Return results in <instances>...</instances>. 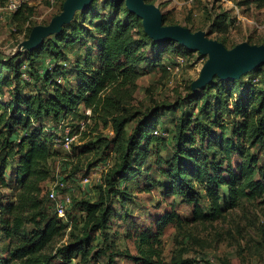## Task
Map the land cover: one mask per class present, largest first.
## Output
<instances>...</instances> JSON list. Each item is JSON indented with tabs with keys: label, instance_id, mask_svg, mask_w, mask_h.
Returning <instances> with one entry per match:
<instances>
[{
	"label": "trees",
	"instance_id": "1",
	"mask_svg": "<svg viewBox=\"0 0 264 264\" xmlns=\"http://www.w3.org/2000/svg\"><path fill=\"white\" fill-rule=\"evenodd\" d=\"M8 2L0 0V6ZM96 2L93 0L82 12L83 23L95 10ZM247 2L257 8L264 7V0ZM110 3L115 10L111 19L95 13L89 27L76 19L64 25L54 39L49 38L27 53L26 59L30 64L27 73L23 72L25 61L22 59H9L2 66L6 72L0 73V182L4 185L10 152L20 147L18 162L11 171V176L19 182L20 193L16 201L0 204V231L11 243L10 260L13 264H50L56 257L61 258L62 264L74 261L76 264H97L101 251L94 245L90 233L106 229L112 222L115 206L125 204L126 199L119 202L114 198L109 206L101 209L99 203L78 202V208L86 215L87 230L75 235L77 220H74L76 227L70 233L71 238L65 241L56 255L49 250L54 243L68 236L70 226L57 212L53 213L51 204L43 195L42 185L52 177L50 159L59 153L55 152V143L44 134L42 119L46 117L58 123L81 106L92 111L91 117L87 118L95 120L96 128L111 126L115 135L112 140L104 138L89 143L81 154L94 152L97 146L109 149L111 144L118 148L116 151H121V143L127 144L122 149V163L106 180L109 193L117 182L131 180L128 174L135 172V165L145 163L155 154L161 166L158 187L163 194L182 197L194 205L192 219L172 211L158 221L157 233L135 231L132 236L137 241V254L127 253V257L136 263L167 264L163 258V236L170 225L185 230V226L191 223L217 221L244 201L264 206V157L252 152L256 146L264 149V90L256 85L261 77H255L247 85L243 83L244 76L239 80L216 78L194 94L195 101L204 100L203 108L207 112L211 110L213 118L205 123L191 114L183 115L179 131L174 136V154L163 159L160 149L167 143L154 133L157 121L139 123V133L136 129L126 139L127 126L136 118L132 109L138 81L146 74L140 63L145 56L147 36L136 33L134 26L139 19L128 10L124 11L126 18L121 19L123 2ZM232 19L226 17L228 29L233 25ZM155 44L150 60L153 64H162L167 72L168 66L174 64L171 61V64H163L170 48L190 51L174 41ZM60 46L73 49L85 46L87 55L83 64L76 63V68L70 72L74 76L73 84L68 83V87L60 84L57 80L59 68H47L43 70V79L52 90L27 95L17 93L18 83L27 81L25 76L31 78L33 59L43 60L45 52L57 58ZM262 68L254 69L255 74L264 75ZM13 87L16 91L11 101L6 98V93ZM230 119L237 123L232 137L226 133ZM33 125L35 128L15 144L13 136L18 135L19 130L27 132ZM105 191L102 187V198ZM119 194L125 198L126 192ZM199 200L205 207L198 203ZM133 225L130 223L129 227ZM187 236L190 235L184 231L183 238ZM195 262L178 254L172 258V264Z\"/></svg>",
	"mask_w": 264,
	"mask_h": 264
},
{
	"label": "rangeland",
	"instance_id": "2",
	"mask_svg": "<svg viewBox=\"0 0 264 264\" xmlns=\"http://www.w3.org/2000/svg\"><path fill=\"white\" fill-rule=\"evenodd\" d=\"M66 1L26 0L22 2L16 13L0 15V73L6 72L2 66L4 62L12 58L24 60L23 72L29 71L30 64L26 59V54L49 38L56 37L59 32H49L47 29L54 18L63 13ZM111 1L97 0L94 5L95 10L88 15L86 23L82 22L83 10L77 9L65 25L77 19L89 27L90 20L95 18V13L103 14L111 19L115 15ZM145 1L160 9L166 26L177 25L189 28L194 33L203 34L211 40L224 44L229 50L245 42L251 45H264V29L253 28L247 23H238L235 18V7H238L246 17L264 23V7L257 8L247 0H197L194 4H185L181 7L168 0ZM122 8L123 13L120 17L125 19L126 12L124 11L128 10L130 13L131 11L126 2L122 3ZM227 16L233 18V25L229 29L225 22ZM136 18L139 19L134 26L136 33L147 36L145 56L140 63V67L146 74L138 81L132 109L136 118L127 126L126 139L136 129V133H139L137 128L139 123L157 121L155 129L157 134L154 133L167 143L165 148L161 146L160 149L161 156L165 159L174 154V136L179 131L183 115L191 114L205 123L213 118L211 110L208 112L204 110V100L195 101L193 99L194 94L203 90L201 88L195 90L193 84L199 79L209 55L191 50L186 51L182 48H177V50L170 48L163 64H168L169 61L175 64L178 58L184 61L178 73L165 71L162 64L156 65L150 60L157 41L146 34L143 19L137 16ZM45 53L43 60L33 59L34 68L31 78L25 76L27 81L18 83L17 93L27 95L52 90V87L47 85L46 80L43 79V70L55 67H58L60 72L57 80L68 87L69 84H73L74 78L70 72L76 68V63L83 64L87 55L85 46L78 49L60 46L57 58ZM262 67L264 71V66ZM262 74H255L253 70L244 75L243 83L247 85L248 81L252 82L255 77H261V81L256 82V85L258 89L264 90V75ZM13 89L15 88L13 87L12 91ZM12 91L6 93V98L11 101L14 99L13 93L16 90ZM87 117L91 116H88L84 107L81 106L77 112L58 123L50 118L42 119V128L46 137L52 143L59 141V146L54 148L59 154L51 158L49 163L52 177L42 185L43 195L51 204L53 213H56V209L55 203L49 199L50 191L55 190L59 199L71 200L65 217L61 218L69 224V234L63 241L54 243L49 250L56 255L65 241L71 238L70 233L76 227L74 220H77L75 235L87 230L86 215L78 208V202L92 201L101 204V209H104L112 203L114 198L119 202L121 199H126L122 206L120 203L115 206L112 222L107 228L92 232L90 236L94 245L98 246L101 251L97 264H138L127 257V253L137 254V241L133 238V233L142 230L157 233L158 221L172 211H176L183 218L192 219L194 205L189 204L182 197L163 194L158 187L161 166L155 154H152L145 163L135 165L133 167L135 172L128 174V179L131 180L117 182L116 187L109 193L105 185L106 180L112 170L122 163V149L124 150L127 144L126 142L121 143V151H116L118 148L116 149L114 144H111L109 149L97 146L94 152L81 154L82 149L89 143H95L104 138L112 140L115 137L111 126L96 128L95 120ZM230 120L231 122L227 123L226 133L232 137L237 123ZM33 128H35L34 125L27 132L16 128L19 134L13 136L15 144L20 143L21 138L28 132L30 133ZM68 132L74 137V141L66 146L62 142ZM19 152L20 147L10 152L5 175L6 185L0 182V204L16 201L20 193L19 182L11 176V171L19 159ZM252 152L261 158L264 157L262 147L256 146ZM87 179L89 182H85ZM102 187L106 190L103 198L101 196ZM122 191L126 192L125 198L119 194ZM198 203L204 206L202 200ZM130 223L134 224L132 228L129 227ZM184 231L190 235L186 239L183 238ZM181 239L184 240L183 243ZM9 243L0 231V264H13L10 260L12 247ZM163 243V258L167 264H172V258L177 254L184 259L195 260L194 264H264V206L244 201L239 207L228 210L217 221L205 224L191 223L185 226V230L170 225L163 236ZM50 264H62V260L56 257ZM72 264H76L75 261Z\"/></svg>",
	"mask_w": 264,
	"mask_h": 264
},
{
	"label": "water",
	"instance_id": "3",
	"mask_svg": "<svg viewBox=\"0 0 264 264\" xmlns=\"http://www.w3.org/2000/svg\"><path fill=\"white\" fill-rule=\"evenodd\" d=\"M93 0H67L64 11L54 18L49 32H61L63 26L70 21L77 9L86 10ZM126 2L128 9L143 19L146 34L157 42L174 41L193 52L209 55L201 75L194 82L193 88L204 89L216 77L221 80H237L258 67L264 66V45H251L248 42L229 50L218 42L200 33H194L183 26H166L163 13L145 0H112Z\"/></svg>",
	"mask_w": 264,
	"mask_h": 264
},
{
	"label": "built area",
	"instance_id": "4",
	"mask_svg": "<svg viewBox=\"0 0 264 264\" xmlns=\"http://www.w3.org/2000/svg\"><path fill=\"white\" fill-rule=\"evenodd\" d=\"M26 0H9V2L5 5V6H0V15L3 14H13L16 13L19 8L21 7L22 2H24ZM170 2H172L173 4H177L178 7L188 4H194L197 0H168ZM235 18L237 19L238 23H243V24H249L251 25L253 28H257V29H264V23L259 22L256 19H250L248 17H246L243 12L240 11V8L235 7ZM183 59L182 58H178L176 63L173 65H169L168 66V71L171 73H178L180 71V68L183 64ZM86 114L88 116L92 115V111L90 109H85ZM157 134V131H156ZM74 141V137L71 135V133H67V136L63 138V144H65L66 146H69L72 142ZM59 141H57V143H55V146L58 147ZM85 182H89V179L85 180ZM49 195V199L50 201L55 203V209L57 212V215L60 218H64L65 214H66V210L69 204H71V200L70 199H59L57 193L55 190L50 191Z\"/></svg>",
	"mask_w": 264,
	"mask_h": 264
},
{
	"label": "crops",
	"instance_id": "5",
	"mask_svg": "<svg viewBox=\"0 0 264 264\" xmlns=\"http://www.w3.org/2000/svg\"><path fill=\"white\" fill-rule=\"evenodd\" d=\"M181 7V6H180Z\"/></svg>",
	"mask_w": 264,
	"mask_h": 264
}]
</instances>
